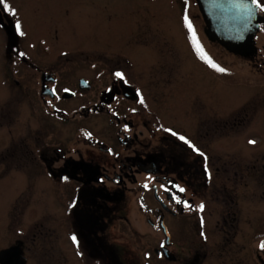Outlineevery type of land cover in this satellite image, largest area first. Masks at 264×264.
<instances>
[{"label":"flooded vegetation","instance_id":"1","mask_svg":"<svg viewBox=\"0 0 264 264\" xmlns=\"http://www.w3.org/2000/svg\"><path fill=\"white\" fill-rule=\"evenodd\" d=\"M126 1L5 0L9 11L0 7L1 69L7 81L22 95L34 93L32 102L40 120H72L75 128L73 135L65 136L64 146H56V136L42 127L28 142L22 141L33 154L31 166L43 188L55 191L58 186L63 192L70 187L71 194H57L64 201L60 214L71 242L66 258L71 262L74 257L81 264H264V220L259 216V224L247 225L243 198L250 181H256L259 188L264 185L261 152L255 162H247V147L238 146L232 159L228 150L220 152L205 145L203 134L197 133L205 125L209 135L216 115L204 116L207 124L203 125V118L197 119L195 131L184 135L177 130L168 132L166 128L173 126L160 119L161 125L152 123L153 115L159 117L153 107L166 103L180 89L183 79L177 75L186 74L187 81L199 71L188 66L176 71L147 65L153 57L147 48L164 54L172 43L170 53L182 50L183 33L197 61L200 55L202 62L206 60L203 72L215 74L211 66L215 42L206 34L200 1ZM154 7H178L180 16L164 12L168 17L164 18L161 11L157 18L147 12ZM12 10L15 16L10 14ZM17 21L23 36L17 34ZM88 26L104 31L89 34ZM102 35L111 38V43L86 45L93 39L101 41ZM260 35H264V24ZM259 37L256 54L234 55L255 59V68L261 73L264 43ZM117 72L123 74V80L116 77ZM96 87L99 92L94 97L86 95ZM72 100L81 101L70 109L64 102ZM236 116L233 124L223 119V132L238 127L236 139H240L247 131L243 129L245 120ZM173 196L197 207L203 203L205 210L186 209ZM39 226L43 232L45 225ZM47 226L46 233L56 231L55 226ZM152 232L158 234L154 244ZM22 248L26 256L23 244Z\"/></svg>","mask_w":264,"mask_h":264},{"label":"rangeland","instance_id":"2","mask_svg":"<svg viewBox=\"0 0 264 264\" xmlns=\"http://www.w3.org/2000/svg\"><path fill=\"white\" fill-rule=\"evenodd\" d=\"M161 11L164 18H168L165 13L180 16L178 7L165 9L154 7L147 10L148 14L156 16ZM33 17L36 18V14ZM101 31H104L101 27H87L89 34ZM183 35L181 33L182 50L177 52H169L173 49L172 43L167 44L164 54H157L154 47L147 48L151 50L153 56L150 57L147 65L154 68L170 69L171 67L176 71L188 66L190 69L196 67L199 71L187 81L184 80L186 74L177 75L179 79H183L179 82L183 83L179 84L180 89L175 90L173 98L170 97L166 103H158L153 107V112L160 117L153 115V125H161L158 122L160 119L165 124L173 126L166 128L168 132L177 130L184 135L195 131L197 119L200 122L204 116L212 118L216 115L214 128L210 129L209 135L206 134L209 128L203 125V123L207 124L206 118L201 122L203 127L197 135L203 134L202 141L205 145L215 146L220 152L228 150L232 159L238 154V146L247 147L249 151L245 155V161L255 162L259 156L258 152H261L264 162V71L257 72L255 59L252 61L241 59L215 42L212 46L215 55L214 64L225 71L221 72L215 68V74L211 73L209 76L202 70V63L207 64L206 60L202 62L203 58L200 55L197 61ZM260 36V43L263 44L264 35ZM110 39L102 35L101 41L93 39L86 45L102 46L103 43H111ZM137 62L144 65L140 60ZM2 66L4 59L0 55V250L21 242L29 259L28 264H81L80 260H75L74 257L71 262L66 258V249L71 242L64 233L65 224L60 214L64 212V201L57 196L59 193L71 194L70 187L63 192L58 186L55 191L43 188L36 181V173L31 166L33 154L28 147H23L25 144L22 143V141L28 142L35 130L42 127V130L56 136V146H64L65 140H68L65 136L74 134L73 121L40 120L36 105L32 102L34 93L22 95L13 82L10 84L7 81ZM203 68L205 69V66ZM91 75L95 76V74ZM13 76L17 77V74ZM97 92H99L98 87L91 89L86 95L94 97ZM156 97H160L158 92ZM80 101L72 100L64 103L71 109ZM224 115L226 117H223ZM236 115L245 120L243 129L247 131L240 139H236L238 127H227L223 132V119L233 124ZM250 140L256 143L249 144ZM63 198L67 197L63 196ZM243 198L247 204V225L259 224V216L264 220V185L259 188L256 181H250ZM38 223L45 225L42 226L43 232H39L41 226L37 227ZM49 224L56 227L55 232L46 233ZM157 240L158 234L152 232V243Z\"/></svg>","mask_w":264,"mask_h":264},{"label":"water","instance_id":"3","mask_svg":"<svg viewBox=\"0 0 264 264\" xmlns=\"http://www.w3.org/2000/svg\"><path fill=\"white\" fill-rule=\"evenodd\" d=\"M204 16L208 38L222 45L228 52L241 56L257 53L256 36L264 23V14L251 3V0H199ZM255 14L249 20L247 10ZM70 93V94H69ZM71 92L67 91L66 96ZM22 243L17 242L0 250V264H26Z\"/></svg>","mask_w":264,"mask_h":264},{"label":"snow or ice","instance_id":"4","mask_svg":"<svg viewBox=\"0 0 264 264\" xmlns=\"http://www.w3.org/2000/svg\"><path fill=\"white\" fill-rule=\"evenodd\" d=\"M251 3L255 6V9H259L260 11H264V4L261 3V0H251ZM0 7H2L3 10H4L5 12H8V11H9V5L5 3V0H0ZM10 14H11L12 16H15L17 13H16L14 10H12V11L10 12ZM254 14H255L254 10H253L252 8H248V10H247V18H248L249 20L251 19V17H252ZM185 20H186V21L188 20L187 16H185ZM2 26H3V25H0V27H2ZM187 26H188V28H189L190 30H192V24H191V22H188ZM15 28H16V31H17V34H18V35H20V36H23V35H24V32L21 31V24H20L19 21H17V22L15 23ZM193 36H195V32H194V30H193ZM20 55L23 56L24 53L21 52ZM211 66L214 67V68H217V69H218L219 71H221V72L225 71L223 68H219V67H218L217 65H215V64H211ZM115 75H116V77H117L118 79H121V80L124 79L123 74L120 73V72L115 73ZM139 102H140L141 104L144 103L142 97L140 98V101H139ZM169 131H170V130H169ZM173 135H175V133H173ZM179 139H180L181 141H183L184 143L188 144V146L191 147V148H193L194 151H198V150L195 149V147L191 144V142L188 141L184 136H180ZM255 143H256V141H254V140H250V141H249V144L254 145ZM199 154H200L201 156L204 155L202 152L199 153ZM206 161H207V157H205V162H206ZM206 171H207V169H206ZM145 187H147V185H145ZM179 191H180V192H184L185 189H183V188H179ZM173 199L175 200L176 203H183L186 209H188V208H193L194 210H196V211H198V212H200V213L204 212V210H205V205H204L203 203H201V204L197 207V206H194V205H190L187 201H181V200H180L178 197H176V196H173ZM73 206H74V204H73ZM200 223H201V228L203 229V225H204L203 217H201ZM201 236L204 237L205 240L207 239V237H206V235H205V233H204L203 231H201ZM71 239H72L73 243L77 245V248H78V247H79V243H78L77 237H76L75 235H73V236L71 237ZM163 246H164V245L162 244L161 247H163ZM261 248L264 249V243L261 244Z\"/></svg>","mask_w":264,"mask_h":264}]
</instances>
